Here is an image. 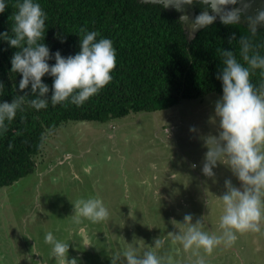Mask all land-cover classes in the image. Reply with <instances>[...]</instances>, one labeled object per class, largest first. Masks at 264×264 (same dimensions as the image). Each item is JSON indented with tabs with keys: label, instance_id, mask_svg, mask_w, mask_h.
<instances>
[{
	"label": "rangeland",
	"instance_id": "rangeland-1",
	"mask_svg": "<svg viewBox=\"0 0 264 264\" xmlns=\"http://www.w3.org/2000/svg\"><path fill=\"white\" fill-rule=\"evenodd\" d=\"M221 95L106 122L68 121L48 133L35 171L0 187V264H59L45 243L48 232L69 243L68 261L76 264H127L129 247L138 257L153 251L161 264H264V214L258 231L237 232L231 245L211 252L175 239L191 225L221 236L225 180L240 187L222 161L212 177L201 171L207 140L218 136ZM196 141L194 153L186 152ZM89 198L103 202L106 220L75 222L74 204Z\"/></svg>",
	"mask_w": 264,
	"mask_h": 264
},
{
	"label": "trees",
	"instance_id": "trees-1",
	"mask_svg": "<svg viewBox=\"0 0 264 264\" xmlns=\"http://www.w3.org/2000/svg\"><path fill=\"white\" fill-rule=\"evenodd\" d=\"M17 0H8L0 13V32L9 31ZM46 13L43 42L50 52L59 50L68 56L79 51L82 27L99 33L97 39L112 40L116 49V67L112 80L90 97L82 106L71 103L40 110L29 101L34 98L29 89H18L21 78L11 73L10 58L17 50L0 40V81L4 94L0 101H11L24 95L22 110L5 121L6 131L0 133V187L11 185L33 173L37 156L43 150L47 134L68 121L106 122L131 113L161 111L180 104L184 99L199 98L208 93H222L216 74L223 67L222 51H233L240 57V37L249 36L248 24L224 25L220 20L201 29L189 42L177 10L170 12L162 3L139 0H36ZM200 12L202 2L194 0ZM264 54V28L252 41ZM55 63L54 59L49 61ZM51 87L52 78L42 77ZM257 88L264 76L257 69L250 75ZM51 95V91L48 94Z\"/></svg>",
	"mask_w": 264,
	"mask_h": 264
},
{
	"label": "clouds",
	"instance_id": "clouds-1",
	"mask_svg": "<svg viewBox=\"0 0 264 264\" xmlns=\"http://www.w3.org/2000/svg\"><path fill=\"white\" fill-rule=\"evenodd\" d=\"M193 2L172 0L177 10L183 4ZM201 2L205 8L191 20L197 30L213 24L217 18L227 26L241 22L239 10L232 8L218 13L213 0ZM258 2L259 8L246 17L250 35L240 37V57L244 63L237 59L233 51H222L223 67L216 74V78L222 82V95L215 103L218 136L207 140L209 147L204 153L201 168L205 176L212 177L217 162L222 161L241 182L240 187L233 186L230 179L225 180L227 191L221 196L223 215L220 218L223 234L208 235L196 225H191L175 238L185 249L196 246L211 252L221 242L226 246L231 245L237 238V232L258 231V221L264 214V82L257 88L250 81L251 73L257 69L264 76V54L255 50L256 46L252 43L257 31L264 28V0ZM236 3L237 0H215L217 6ZM6 7L8 0H0V13ZM15 7L17 11L12 16L11 35L9 31L0 32V40L7 41L9 47L17 49L10 58V72L20 74L19 90L30 88L34 98L29 103L33 108H47L49 100L53 106L71 103L80 107L112 80L116 49L111 39H97V31L82 27L78 52L68 56L61 55L59 50L52 53L43 42L46 13L41 5L36 0H17ZM53 59L55 63L50 64L49 61ZM46 75L52 78L51 87L42 80ZM4 87L3 81H0V96L4 94ZM26 96L28 93L15 95L10 102L0 101V133L7 129L5 121L11 122L17 111L22 110ZM194 130V126L190 127V131ZM191 167H197L196 163L193 162ZM74 212L77 223L81 218L95 223L109 216L103 202L94 198L77 201ZM191 219V215L184 217L185 221ZM44 240L51 245L52 257L59 264H76L74 258L68 261L69 243L57 240L52 232L46 233ZM161 243L160 240L155 241L156 247ZM122 254L127 264H161L153 251H146L142 257H138L129 247Z\"/></svg>",
	"mask_w": 264,
	"mask_h": 264
},
{
	"label": "water",
	"instance_id": "water-1",
	"mask_svg": "<svg viewBox=\"0 0 264 264\" xmlns=\"http://www.w3.org/2000/svg\"><path fill=\"white\" fill-rule=\"evenodd\" d=\"M140 2H152V3H162L166 7V9L170 12H173L174 10H177L176 7L173 5L172 0H139ZM201 1V0H199ZM178 2V0H177ZM258 0H237L236 4H227V5H220L217 6L215 4V0H213V6L217 7L218 13L225 12L226 9H237L240 11V15L242 17V13L248 14L250 11L253 10L254 7H256ZM259 3V2H258ZM194 5L193 3H187L183 4L178 11L180 19L184 23L185 33L186 37L189 42H191L197 33L201 30H197L195 24H190V20L192 19V16L190 14H194V10L192 9ZM181 16H185V18H181ZM219 20V18H217Z\"/></svg>",
	"mask_w": 264,
	"mask_h": 264
},
{
	"label": "flooded vegetation",
	"instance_id": "flooded-vegetation-1",
	"mask_svg": "<svg viewBox=\"0 0 264 264\" xmlns=\"http://www.w3.org/2000/svg\"><path fill=\"white\" fill-rule=\"evenodd\" d=\"M237 5V4H236ZM203 6H205L203 3H202V7ZM259 3L257 2V5H256V7H254L253 8V10L252 11H250V13H248V14H244V13H242V17H241V22L242 23H244V24H247V22H246V17L247 16H249V15H251V14H253L254 13V11L256 10V9H258L259 8ZM192 9L194 10V14H190V16H192V19L195 17V16H197L204 8H201V10H200V12L196 9V7H195V2H194V5H193V7H192ZM191 19V20H192ZM191 20H190V24H193L192 22H191ZM218 20V19H217ZM240 22V23H241Z\"/></svg>",
	"mask_w": 264,
	"mask_h": 264
},
{
	"label": "crops",
	"instance_id": "crops-1",
	"mask_svg": "<svg viewBox=\"0 0 264 264\" xmlns=\"http://www.w3.org/2000/svg\"><path fill=\"white\" fill-rule=\"evenodd\" d=\"M173 127H174V126H173ZM166 128H167V127H166ZM170 137H172V136H170ZM196 146H199V142H198V141L193 142L191 148H189V147L186 146L184 149H185L186 152L190 151L191 154H192V153H194L193 151L195 150ZM197 149H199V147H198ZM179 151H181V153H182V149H181V148H179ZM185 151H183V153H184ZM41 154H42V152H41ZM201 185H203L202 187H203V191H204V190L206 189V188L204 187V183H201Z\"/></svg>",
	"mask_w": 264,
	"mask_h": 264
}]
</instances>
